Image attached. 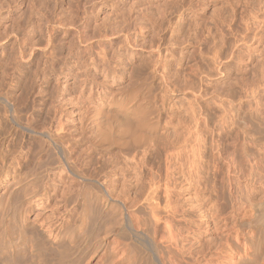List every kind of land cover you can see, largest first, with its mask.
<instances>
[{
  "label": "bare ground",
  "instance_id": "bare-ground-1",
  "mask_svg": "<svg viewBox=\"0 0 264 264\" xmlns=\"http://www.w3.org/2000/svg\"><path fill=\"white\" fill-rule=\"evenodd\" d=\"M234 1L227 0L228 16L209 21L206 37H195L202 48L197 59L187 52L175 57L192 38L177 26L168 30L171 22L164 18L134 19L127 26L103 23L99 39L104 41L97 50L86 31L87 18L76 36L82 49L71 43L76 41L56 46L54 30H46L40 47L34 42L36 28L16 37L18 47L6 54V67L13 59H29L37 70L23 86L20 79L27 73L15 65L13 79L22 93L15 101L7 91L0 93L5 117L18 128L9 141H18L17 148L0 157V175L4 182L12 179L0 196V264H264V0ZM163 45L165 53L183 62L175 68L179 77L189 71L200 81L199 87L195 82L185 89L193 97L188 107L193 120H186L183 131L161 132L160 106L146 109L130 92L79 119L81 127L72 132L76 119L67 118L65 107L74 101L62 91L49 95L55 105L38 115L42 128L30 136L36 133L35 116L21 119L38 86L36 74L44 78L42 94L57 72L40 68V54L58 63L57 54L68 50L71 69L96 77L75 81L81 91L74 98L82 99L89 88L88 98L95 100L104 94L97 73L109 77L115 68L109 65L126 52L130 58L140 51L153 54V78L159 76L165 93L173 70L168 71L172 61ZM84 143L89 146L81 149ZM112 146L126 158L122 165L105 159ZM45 152L51 160H43ZM90 240V254L80 256Z\"/></svg>",
  "mask_w": 264,
  "mask_h": 264
},
{
  "label": "rangeland",
  "instance_id": "rangeland-1",
  "mask_svg": "<svg viewBox=\"0 0 264 264\" xmlns=\"http://www.w3.org/2000/svg\"><path fill=\"white\" fill-rule=\"evenodd\" d=\"M228 1L230 2L232 1L233 4H235L236 2V1L233 2V0H228ZM229 5L230 4L227 3V0H216V1L214 0H209V1H206V0H76V1H72V0H0V35H1L0 36V93L3 94V92L6 93L7 91L8 94L11 95V96L9 95L10 98L12 97L11 98L12 100L14 98V101H15L16 99L15 97H18L19 94L22 93L21 91L25 83L28 80L30 81V78L35 79L34 73L37 70V68L35 67V64L32 65L29 63L30 61L29 59H27V62L24 60H20V59H13L12 60L13 64L11 65L12 67L11 66L10 68L6 67V63L8 60V58L6 57V54L9 51H11V48H14L11 51V53L17 50L18 46L16 45V37L17 36L22 37L23 34H25L26 32H31L34 28L38 30V34L36 35L35 41H34L35 43L39 45L38 47H40V44H44L45 41L47 40L46 30H54L55 33L57 34L56 36L59 35L58 37H56L57 38L56 46H59V45L61 46L63 44H66V46L68 47L67 44H70L71 41H76L74 43L73 42L71 43L72 44L76 43L75 46L77 48L82 49L84 48V45H81L80 43L77 42L76 36H77V31L78 30L80 31L81 26L85 25L84 20L87 18L86 21L89 22L90 26L89 25H88L89 27L87 26L86 31L89 34V36L92 35L91 39L93 38V40L91 41L93 43L91 44L92 46L94 45L93 49L97 50V48L95 47H98L99 49L98 42L102 40L104 41V39H101V38L99 39L100 33L103 30L102 28H100L101 27L100 25H102L103 23H106L108 27H110L111 25L117 22L121 23L124 26H127L129 21H133L134 19H149L150 18L151 21L152 19L155 21L156 19L164 18L171 22V25H167L169 26L168 30H173L177 26L178 28H181V31H184V30H187V32L189 31L188 34H190L192 38L190 39L188 43L183 45L180 49L175 50L176 52V54L174 52V54L176 55L175 57H178L179 54H181V52L182 53L187 52L186 54L188 56H192L194 59H197L198 53L200 52L202 48L197 47L199 45L195 43L196 42L195 37L198 35H201L202 39L206 37L208 35V32L211 31L210 29H212V27H210L211 26L210 23L214 19L215 16L220 15L221 17V16H224V13L226 14V16H228V12H230ZM242 9L243 7L241 8V6H239V8L237 7V11H238L237 13H240ZM214 10H216L217 12L215 13ZM86 11L87 12L89 11L90 13L88 12V15H87ZM83 12L86 13L85 16ZM192 21L195 22L196 25H194L195 23H193ZM190 22L193 23V26L191 24L192 26L191 29H190L191 26H187L188 24H190ZM197 24L199 27L197 26ZM188 28L190 30H188ZM99 30H101V32ZM157 30H158V27L156 29H153V31L155 32H157ZM168 30L165 29V32L167 31L168 33ZM120 35L122 36V33ZM120 35H117V36H120ZM117 39H115L116 40L115 43L120 41ZM6 41H7V44H4V42ZM162 50L164 54L166 55L168 54L167 55L168 60L170 61V58H171V61H172L171 64H169L168 66L169 67L168 71L171 72L173 70L171 72L172 74L168 72L171 78L168 76L170 79L168 80L169 84L167 83L169 87L166 88L167 90L164 91L165 93H163V91L161 90L162 87L160 86L163 85V82L159 78V76L157 75L158 77L156 76L155 78H153L156 75L155 68L153 67L154 65L152 63L153 62L152 58H154L153 54L150 55L151 53H148V51H140L139 56L136 57L133 55V57L130 58L129 56L130 54L126 52L125 53L126 55L123 54L122 55L123 57L120 58L121 61H118V60L117 62L115 61L116 64L114 63V61H112V63L110 62L111 65H109V67L111 68L115 66V68L113 67V69L112 68L110 69L112 70L111 72L112 74L110 73L109 77L104 78L103 77L104 72L102 70H100L97 73L96 75L98 78L97 81L98 83H100L101 87L103 88L104 94H101V96H103L101 99L97 97V99L95 100H90L88 98L90 94L89 88L84 89L82 99L78 100L74 98V97H77L79 91H81V89H79L80 84L75 85L74 84L75 81L77 82V80H85V78L88 79L87 75H90V78H94L95 76L93 73L92 74L89 73L87 75L81 74L82 75L81 76L79 75V71L76 70V68L71 69L70 66H73V64L71 65L70 63L73 60L70 58V56L68 57L67 55L68 50L65 51L67 52L66 55H65V52L59 51L60 53H58L57 56L61 59V62H58V63L50 62L52 60H49L48 62L47 59L45 58V55L40 54L42 55V56L39 55L41 59L38 57L41 60L40 68H44L45 66H51L57 72L54 75H52L50 79L49 87L47 89H44V92L42 94L40 93L41 88L39 87V85H43L44 78H40L39 74H36L37 75L36 79L38 80V86L35 87V90L32 92V97H31L32 101L29 102L30 105L28 108L22 109L23 105L21 106L22 115L24 114L21 119L22 121H25V118H27L28 115L33 114L35 116L32 124H33V127L36 128L35 129L36 133L32 132L30 136H33V135L38 136L37 133L40 132L42 128L43 121L40 119L38 115L42 111L45 112L49 108H51L53 105H55V103L52 102L51 99L48 100L49 95L54 94V96H56L60 94L62 91L64 92L65 98L72 99L73 97V101H74L73 103L72 102L69 103L68 101V105L65 107L66 112H68L66 114L67 115L69 114L67 118L71 120L76 119L75 126L70 128L72 132H74V130H78V128L81 127L82 121L81 120L79 121V119L84 120L83 118L84 116L85 118L88 116H92L95 108L97 107L99 108L103 104L109 102L111 98H113V96L121 97L125 93H130V92L132 96L134 97V100L142 103V105L145 104L144 107H146V109L150 110L154 107V105L156 106V108L160 106V108L158 109L161 111L162 118H163L161 121L162 124L160 125L161 132L168 131L169 133L173 134L177 131L180 132V130L183 131V129L186 127L184 124L186 123V125H188V121L186 120L188 118H189L188 119L189 122L193 120V119H190L193 117L192 116L189 117L188 115V111L190 110L191 112L190 103L192 101H190V99H192L193 97L192 95L185 92L187 90L186 87L191 86V85L194 86L195 84H196L195 87L197 85L200 86V83H199L200 81L198 80L199 81L198 82L197 79H193L190 76L189 71L184 72L185 78L182 76L179 77L178 73H176L177 72L176 69H179L178 68L179 66H183L182 65L183 62L181 61L179 62L178 58L175 59L174 57H172L171 53L169 52L165 53L164 45L162 47ZM93 56H95L96 58V59L94 58L95 59L94 62L97 63L96 61L98 59V57H96L97 55L94 54ZM64 57H66V59H64ZM67 59H70V60L68 61ZM124 60L126 61L124 62ZM46 61L49 63V65L47 64ZM86 61H87L88 66L93 67V63L90 62L89 57L86 59ZM126 63H129L130 65L129 64L125 65ZM15 65L19 66L21 69H23L27 73L25 76H23L20 79V82L23 86L21 84L17 85L16 83L17 80L13 79L14 78L13 73H15L14 72ZM117 66L118 67L120 66V67L118 68ZM100 67H102V65ZM83 68L81 69V71L86 69V68L84 69ZM69 70H73V72L69 73ZM91 75H93L94 77L93 76L91 77ZM151 75L152 77L150 78ZM191 78L194 80V82H192L193 80H191ZM217 78L220 79V76H218ZM29 81L28 83H26V85L30 83ZM208 82L209 81L207 80L206 83ZM63 89H66V90L64 91ZM87 98L90 102H88ZM84 100H87L86 102L88 103L87 104L83 103ZM205 100L206 102H209L208 97H206ZM206 102L205 104H207ZM187 103H189V106ZM4 112H5L4 108L2 107V105H0V157L7 155V153L10 150L12 151L16 149L17 148L16 142H18V141L9 142L12 139V137L15 138V136L13 135H15L18 132V128L7 120ZM207 113H208V109L204 111V115L205 114L207 115ZM182 116L185 118L184 119L185 122L182 121L183 125H181L182 123H179L181 122L179 119H183ZM89 124H88V127H90ZM174 127L176 128L175 130H174ZM177 128L178 129L180 128V129L178 130ZM90 129L88 128V131L86 133L88 136H90L93 133V131H91L92 129L91 130ZM19 136H22L21 133H19ZM18 138L21 139L22 137H18ZM86 145L89 146L87 143H84L83 145H80V148L81 149L86 148L87 147ZM118 150H119L118 147L112 146L110 153H104L106 154L105 159H108L111 157L114 161H116L117 163H121L122 165L124 161L126 162L125 160L126 158L122 156ZM96 152L99 153L100 150L96 149ZM15 155L16 154H13L11 157H9V159L12 157L14 158ZM41 157L43 158L44 161L48 159L50 160L52 159L50 154L46 152H45V155L43 154ZM0 166H1V163H0ZM112 176L113 175H111V177ZM10 181H12V179L9 181L7 179L4 182L3 177L0 175V196L3 194V192H6L5 187L6 185H8ZM15 198L16 197H14V199ZM50 209L48 208L46 211H49ZM33 218L34 216L32 217V219ZM91 244H92V241L89 242L87 245L90 248H88V250L85 249V251L80 253L81 255L80 254L79 255L88 256L91 252L90 251ZM98 256L99 257L101 256L100 253L95 258L98 259Z\"/></svg>",
  "mask_w": 264,
  "mask_h": 264
}]
</instances>
